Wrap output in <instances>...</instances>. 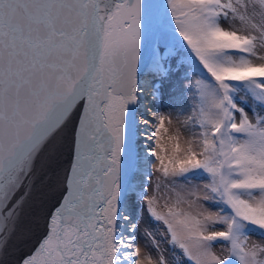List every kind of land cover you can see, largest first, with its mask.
Masks as SVG:
<instances>
[{"label": "snow or ice", "instance_id": "snow-or-ice-1", "mask_svg": "<svg viewBox=\"0 0 264 264\" xmlns=\"http://www.w3.org/2000/svg\"><path fill=\"white\" fill-rule=\"evenodd\" d=\"M0 264H264V0H0Z\"/></svg>", "mask_w": 264, "mask_h": 264}, {"label": "rangeland", "instance_id": "rangeland-1", "mask_svg": "<svg viewBox=\"0 0 264 264\" xmlns=\"http://www.w3.org/2000/svg\"><path fill=\"white\" fill-rule=\"evenodd\" d=\"M185 83H187V82H185ZM165 110H167V109H165ZM140 225H141V228H142V229H143L145 226L152 227L151 222L147 219V216H146L145 214H143V213H142V215H141ZM252 239H253V240H258L259 237H257V236H253ZM142 243H143V241H142Z\"/></svg>", "mask_w": 264, "mask_h": 264}]
</instances>
